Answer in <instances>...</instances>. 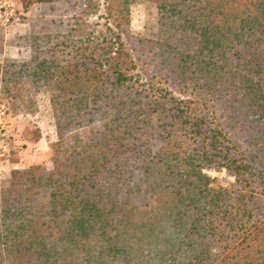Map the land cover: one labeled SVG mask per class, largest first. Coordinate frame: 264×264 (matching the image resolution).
<instances>
[{
	"label": "trees",
	"instance_id": "obj_1",
	"mask_svg": "<svg viewBox=\"0 0 264 264\" xmlns=\"http://www.w3.org/2000/svg\"><path fill=\"white\" fill-rule=\"evenodd\" d=\"M77 1L65 30L0 65L25 99L51 93L59 136L52 170L0 189V264H264V0H164L184 47L132 34L129 0ZM222 167L242 188L212 185Z\"/></svg>",
	"mask_w": 264,
	"mask_h": 264
},
{
	"label": "rangeland",
	"instance_id": "obj_2",
	"mask_svg": "<svg viewBox=\"0 0 264 264\" xmlns=\"http://www.w3.org/2000/svg\"><path fill=\"white\" fill-rule=\"evenodd\" d=\"M20 19L6 23L0 17V65L7 61H25L32 57L30 39L35 34L65 30L70 21L81 13L77 0H63L51 4H34L27 8L25 0H14ZM117 1V0H115ZM130 12H121L125 21L129 18L132 34L145 39L184 47L185 35L174 26H164L159 4L164 0H129ZM171 1V0H168ZM117 3V2H116ZM129 15V16H128ZM87 20V21H86ZM72 22V21H71ZM96 17L85 19V28H94ZM100 28V27H99ZM140 81L136 83L144 96L155 84L152 68L141 64ZM135 79L131 81L134 83ZM22 84V85H21ZM123 93V92H122ZM179 98L187 95L175 90ZM118 93L114 101H120ZM105 97L100 103L103 106ZM187 99V98H186ZM90 127H80L79 136L87 139ZM59 143L58 117L52 95L43 89L33 99H25V83H5L0 80V189L10 181L12 171L25 170L41 165L47 170L54 167V154ZM67 141L63 144L66 146ZM215 181L216 187L242 188L237 176L226 167L204 170ZM242 183V184H241ZM263 198L264 196H260Z\"/></svg>",
	"mask_w": 264,
	"mask_h": 264
},
{
	"label": "built area",
	"instance_id": "obj_3",
	"mask_svg": "<svg viewBox=\"0 0 264 264\" xmlns=\"http://www.w3.org/2000/svg\"><path fill=\"white\" fill-rule=\"evenodd\" d=\"M14 0H0V17L4 19L6 23H11L20 19Z\"/></svg>",
	"mask_w": 264,
	"mask_h": 264
}]
</instances>
